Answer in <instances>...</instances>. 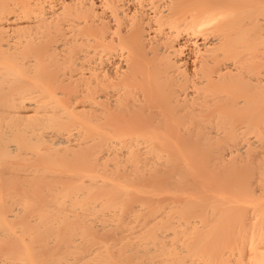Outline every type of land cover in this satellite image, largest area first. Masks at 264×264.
<instances>
[{"label": "bare ground", "instance_id": "obj_1", "mask_svg": "<svg viewBox=\"0 0 264 264\" xmlns=\"http://www.w3.org/2000/svg\"><path fill=\"white\" fill-rule=\"evenodd\" d=\"M251 133L264 0H0V264H264Z\"/></svg>", "mask_w": 264, "mask_h": 264}, {"label": "rangeland", "instance_id": "obj_2", "mask_svg": "<svg viewBox=\"0 0 264 264\" xmlns=\"http://www.w3.org/2000/svg\"><path fill=\"white\" fill-rule=\"evenodd\" d=\"M191 49H192V46H190V45L185 46V53ZM251 137H252L253 141L256 140L255 144H257L258 147H260L259 151L261 150L264 153V148H262V147H264V141L262 142L259 139V137H257L256 134H254V133H251ZM260 192H258V193L256 192V195H255V192L254 193L251 192V194L253 193V195H251L249 197L247 204H244V205L242 204L243 207L240 206V208H239V205H241V204L237 205L238 206L237 209L239 208L238 211L235 209L236 207L235 208L233 207L232 210L234 213L231 212V214H229V215H232V216L229 217V215H228V219H225L223 221L221 220V222L220 221L215 222V223L210 222L211 223L210 225L213 224L211 227L214 228L215 234L217 233L216 230L218 231V233H219V235L217 234L218 236H222V235L224 236L225 235L228 238H230V240H234L235 238L241 237V236H244L247 239L246 240L247 241V247L244 248V251H243L244 256L242 257V258H244V257L247 258L245 261H247V260L253 261L256 258H258V256H260L264 253V246H262V248H260L259 251L258 250L256 251V249L255 250L253 249V246L251 244V238L256 235V232H258V235L255 237H257L258 239H260L259 237H262V236L264 237V195H260ZM261 194H263V193L261 192ZM234 209L236 210V212L234 211ZM215 234H212L211 236H215ZM253 234H254V236H253ZM263 237H262V239H263ZM257 238H255V239H257ZM212 239H214V237ZM208 241H210V242H208V243L204 242V244L207 246L210 243H212L211 239L210 240L208 239ZM213 244L214 243H212V245ZM259 245H260V243H259Z\"/></svg>", "mask_w": 264, "mask_h": 264}]
</instances>
